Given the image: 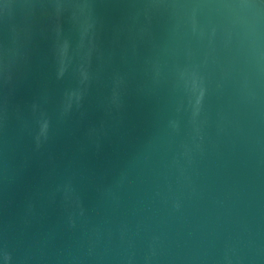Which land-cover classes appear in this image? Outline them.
Here are the masks:
<instances>
[{"label":"water","instance_id":"1","mask_svg":"<svg viewBox=\"0 0 264 264\" xmlns=\"http://www.w3.org/2000/svg\"><path fill=\"white\" fill-rule=\"evenodd\" d=\"M0 264H264V0H0Z\"/></svg>","mask_w":264,"mask_h":264}]
</instances>
